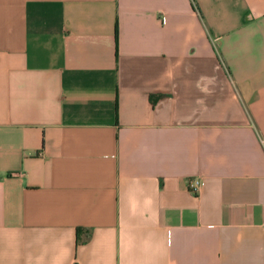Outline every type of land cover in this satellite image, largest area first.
<instances>
[{"label":"crops","instance_id":"1","mask_svg":"<svg viewBox=\"0 0 264 264\" xmlns=\"http://www.w3.org/2000/svg\"><path fill=\"white\" fill-rule=\"evenodd\" d=\"M0 264H264V0H0Z\"/></svg>","mask_w":264,"mask_h":264},{"label":"built area","instance_id":"2","mask_svg":"<svg viewBox=\"0 0 264 264\" xmlns=\"http://www.w3.org/2000/svg\"><path fill=\"white\" fill-rule=\"evenodd\" d=\"M203 184L202 178L199 176H191L188 178V188L191 192L197 193Z\"/></svg>","mask_w":264,"mask_h":264}]
</instances>
